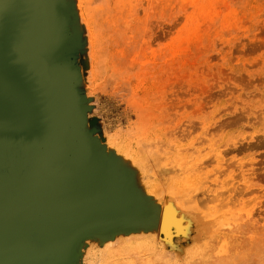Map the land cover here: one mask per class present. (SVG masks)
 Here are the masks:
<instances>
[{"label": "rangeland", "instance_id": "1", "mask_svg": "<svg viewBox=\"0 0 264 264\" xmlns=\"http://www.w3.org/2000/svg\"><path fill=\"white\" fill-rule=\"evenodd\" d=\"M35 39L63 86L69 116L37 142L30 134L0 135V264H104L101 255L119 245L121 263L162 264L156 250L140 245L141 219L109 234L127 220L124 209L105 205L114 191L125 192V180L108 176L101 151L119 154L153 109L196 139L232 120L233 130L244 129L246 116L261 118L256 126L264 129V0H42ZM246 154L257 166L264 147ZM258 172L264 177V168ZM84 192L108 234L90 257L76 259ZM127 213L134 222L144 209L131 205ZM262 219L243 225L253 264H264Z\"/></svg>", "mask_w": 264, "mask_h": 264}, {"label": "bare ground", "instance_id": "2", "mask_svg": "<svg viewBox=\"0 0 264 264\" xmlns=\"http://www.w3.org/2000/svg\"><path fill=\"white\" fill-rule=\"evenodd\" d=\"M0 3L6 9L4 14L0 10V21L7 33H11L9 25L14 3L12 0H7V3L1 0ZM76 27L78 29V23ZM101 27L99 24L95 29ZM0 73L4 72L0 70ZM9 81V88L0 83V89L13 94L11 92L15 91L18 83ZM2 93L6 94L4 100L1 99ZM2 93L0 102H7L6 98L9 99L10 95ZM144 117L146 121L139 120V127L132 131L133 140L125 139L119 154L108 148L105 152L101 151L106 154L108 176L113 180H125L122 185L125 192L114 191L105 205L110 211L115 207L124 209L122 212L126 213L127 220L121 224L124 229L112 227L108 230L109 234L133 229V223L143 221L146 234L140 245L156 250L159 255L157 263L165 264L164 257L170 256L175 261L167 264H253L255 256L250 250L254 245L251 240L244 239L243 225L254 216L264 221V185L255 191L257 183L264 180L258 172L264 168V155L259 165L254 166L255 159L249 158L246 153L264 147V129L256 126L261 118L255 116L251 121V117H245L246 128H250V132L246 128L233 130L235 125L232 124L238 123V120H232L220 127L201 131L196 139L190 134L179 133L177 124L161 110L153 109ZM249 138L255 142H250ZM240 154L244 156L240 158ZM130 162L140 166V178L136 177V171L129 169ZM141 176L149 179L143 183ZM105 180L106 177L102 181L107 184ZM143 189H149L150 196L142 195ZM149 192L146 191L147 194ZM90 199L86 193L84 199L78 202L87 210L78 215L75 223L78 237L74 251L76 259L83 255L90 257L108 234L105 226L94 217L92 208L96 201ZM131 205L144 209V215L142 213L134 222H130L127 213ZM227 211L234 213L233 217L228 219L225 215ZM99 221L104 222V219ZM82 234L86 236L82 238ZM175 237L180 241L173 239ZM259 241L262 242V239ZM122 246L107 251L109 258L113 256L116 263L108 262V255L102 254L106 261L104 264H126L119 259ZM253 251L258 254L259 247L258 253Z\"/></svg>", "mask_w": 264, "mask_h": 264}, {"label": "water", "instance_id": "3", "mask_svg": "<svg viewBox=\"0 0 264 264\" xmlns=\"http://www.w3.org/2000/svg\"><path fill=\"white\" fill-rule=\"evenodd\" d=\"M12 1L11 33H7L0 21V70L4 72L0 73V83L6 88L10 87L9 80L18 84L13 94L0 89V93L10 95L7 102H0V135L30 134L37 142L50 133L57 121L68 117L69 112L62 109L63 86L53 67L41 55L35 39L42 17V0ZM0 10L3 14L6 11L1 3ZM5 97L2 93L1 99ZM13 116L21 120L15 122Z\"/></svg>", "mask_w": 264, "mask_h": 264}]
</instances>
